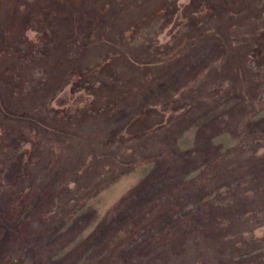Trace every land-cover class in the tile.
Segmentation results:
<instances>
[{
    "label": "rangeland",
    "instance_id": "obj_1",
    "mask_svg": "<svg viewBox=\"0 0 264 264\" xmlns=\"http://www.w3.org/2000/svg\"><path fill=\"white\" fill-rule=\"evenodd\" d=\"M248 1V11L253 18L258 16L259 10L264 11V0ZM214 5L224 7L225 14L229 8L236 9L233 0H0V69L4 71L0 70V92L4 100L8 99L7 107L12 113H19L20 108L23 112L28 110L41 118L45 128L31 129L0 115V205L6 200L8 208L35 201L44 206L38 216L29 212L22 214L20 230L31 233L37 229L36 242L45 250L44 256L52 251L51 263L60 264L59 259H69L73 252V264L82 263L88 256L91 261L86 264H103L100 261L107 257L106 253H94L98 238L122 241L131 223L118 216L107 221V229L92 235L94 239L80 252L79 244L76 245L80 240L76 236L78 228L94 218L80 236L81 239L90 237L95 225L105 222L109 209L154 170L155 192L152 194L160 198L154 200L151 207L137 199L134 203L140 204V211L121 215H139L132 222H142L138 226L141 229L146 221L159 215L167 221L154 233H149L148 227L143 228L147 232L133 243L146 246L139 251L143 257H139L137 250L132 252L134 245L126 248V252H132V261L136 259V263L163 264L162 261L170 260L171 264H192L193 248L189 239L194 240V236L186 238L188 244L184 243L181 257H175L176 246L165 249L164 255L153 249L160 245L159 241L167 240L166 235L173 236L181 230L169 227V209H176L174 206L180 201L184 211L198 207L207 209V217L216 227L227 222L223 220L227 219L222 216L223 211L234 208L236 198H241L244 188L238 185L264 177V112L247 121V131L241 128L248 107L252 109L249 114L264 109V54L258 57L255 53L258 47L250 41L243 48L239 46V56L245 54L244 61L249 60L245 68L236 67V71L233 68L229 75L227 72L218 74L224 65L223 54L218 52L221 46L205 35L206 41L197 48L180 54L181 57L178 54L176 58H169L178 53L179 45L186 40L195 41L200 32L212 26L215 16L209 14L207 7ZM95 8L101 9L99 12L106 17L102 21L108 22L102 33V27L93 26L95 21L91 14L96 12ZM73 10L75 27L67 20ZM218 17L225 25L224 12ZM252 25L259 31L264 29V16ZM59 26L62 28L56 34L54 28ZM247 28L242 26L238 30L240 36L248 38L246 34L250 29ZM229 34L224 26L216 32L222 41ZM32 44L33 48L27 47ZM145 101L155 107L157 114L150 111L126 128L131 114L147 107ZM243 103L247 104L246 108ZM159 125L167 128L160 133H148ZM240 132L242 136L238 140ZM140 133L147 134L136 137ZM237 141H240L239 148ZM209 147L205 164H199V171L190 176L183 170L162 175L160 162L121 176L117 182L106 186L96 199L88 200L85 215L67 222L61 229L62 220L74 207L76 197L79 200L83 194L89 197L103 180L119 177L120 164L118 167L114 161H137L168 150L176 154L194 150L206 152ZM229 149L234 150V155L222 159L224 154L220 152ZM9 160L15 167L21 165L23 172L12 182L10 178L1 177ZM217 167L219 172L214 171ZM200 172L204 179L209 178L207 192L201 190L202 185L190 183L187 188L197 191L199 198L182 199L181 186L177 183ZM51 190L50 198L42 197L43 191ZM252 204L264 207V202ZM8 214H11L10 209ZM231 217L226 232L230 244L236 233L247 232L240 237L241 244H248L246 248L252 250L264 245V212H259L256 218L244 217L251 218L245 221L238 220L234 212ZM11 219L8 216L2 223L0 218V264H50L48 257L37 256L32 242L28 244L24 240L23 247L18 248L11 231L4 230ZM119 219L123 223L119 224ZM226 247L219 245L221 250L227 251ZM200 248L205 252L210 250L201 245ZM115 254L113 252L112 260H116ZM128 259L129 256L125 260Z\"/></svg>",
    "mask_w": 264,
    "mask_h": 264
},
{
    "label": "trees",
    "instance_id": "obj_2",
    "mask_svg": "<svg viewBox=\"0 0 264 264\" xmlns=\"http://www.w3.org/2000/svg\"><path fill=\"white\" fill-rule=\"evenodd\" d=\"M232 1V0H229ZM250 1L248 0H233V4H235L236 9H228L229 11L225 14L226 9L222 6H218V5H214V6H209L207 7V11L209 12V14L214 15L215 19L214 22H212V26H210L208 29L203 30L202 32H200L197 37H195V41L194 40H186L183 45H179L178 48V53L175 54V56H170L169 58L172 57H177L180 54H184L186 51H188L189 49H195L197 48L198 44L203 43L202 41H206V39L204 38L205 35H208L211 41H216L218 45L221 46V48L218 49L219 53L223 54V58H224V65L221 66V70L218 71V74H220L221 72L223 73H228L229 75V71H231L233 68L236 71V67L237 69H244L246 64L248 63L249 60L244 61V55L239 56V52L240 49L243 48L244 46H247V44H250V41H252L253 43L256 44V46L258 47L255 50V53L257 54L258 57H260L262 54H264V29L262 30H257L253 27L252 23H257L260 21L261 17L264 16V11L259 10V14L256 18H253L249 11H248V6H249ZM241 4H245L243 5L241 8L239 7ZM96 10V12L93 14H91V16L93 17L94 25L96 27H102V32H104V28L108 27L107 24L108 22H103L102 20L105 19L106 17L103 15V12L100 13L99 10H101L100 8L98 9H93V11ZM226 16L227 18V22H225V25H222L223 22H219L218 20V16L220 14H223ZM238 12H240L238 14ZM68 13V12H67ZM69 14V13H68ZM97 14V15H96ZM71 18L67 19L68 22L70 23L71 26H76L74 22L75 19V11L73 10L72 13L70 14ZM100 15V16H99ZM217 15V16H216ZM67 18V16L65 17ZM88 17H86L87 19ZM188 21L190 23V19L188 18ZM61 22H64L63 20ZM191 24V23H190ZM64 26V25H63ZM221 26H224L226 30H228L231 34H229L228 37L224 36V40H219V38L216 36V32L217 30H219L221 28ZM249 27L247 29H250L249 32L246 34L248 38H246L245 36H240L238 30L241 29V27ZM62 28V26L58 27V28H54V31L56 32V34L58 33L57 31H59ZM57 29V30H56ZM63 30H66L65 28ZM67 31V30H66ZM236 31L238 33H236ZM103 34H101L102 36ZM125 35V34H124ZM194 41V42H193ZM225 42H227V46L225 45ZM187 44V47H184ZM239 46H242L239 49ZM28 48H33V44L27 45ZM246 48V47H245ZM179 54V55H178ZM182 54V55H183ZM180 55V57L182 56ZM2 72H4L2 69H0ZM203 72H201L202 74ZM210 73L212 74L213 71H210ZM197 78V76H196ZM2 82V81H1ZM23 84V83H22ZM22 84H20L21 86H23ZM147 90H150L148 88H146ZM232 91L234 92L235 90L232 87ZM20 93V92H18ZM226 96L228 97L229 95L226 93ZM225 96H223L224 98ZM135 98V97H134ZM5 98L2 97V94L0 92V115L2 116V118L11 121V122H15L18 123V125L21 124H25L27 126H29L31 129L32 128H37V129H41V130H45V128L43 127L41 121H40V117L38 116H33L31 113H29V111H25L23 112L22 110L18 109L19 113H16V111L14 113H12V111L9 110V108L7 107L8 105V99L4 100ZM145 105L143 108H140L138 110V112L134 113L133 115L131 114V119L129 121V123L125 126L126 128H128L129 125H131L132 123H135L136 121H138V119H140L139 117H143L146 114H148L150 111H154L155 107H150V105L148 103H146L145 101ZM243 105H245L243 103ZM247 105V104H246ZM246 105L243 108H246ZM242 108V109H243ZM248 111L246 112L245 115V119H244V125L241 128H244L245 131H247V121L251 120V119H255L257 117H259V115L264 112V109H260V110H255L253 111V113L249 114V111H251L252 109L250 107H248ZM155 112V111H154ZM156 113V112H155ZM157 114V113H156ZM248 118V119H247ZM20 123V124H19ZM164 125V124H163ZM167 126L165 125V128L162 125H159L158 127H156L155 129H150L151 132H148L150 135L154 134V132H162L164 129H166ZM48 129L46 128V131ZM50 132V131H48ZM55 132V131H54ZM136 134V133H135ZM147 133H140L137 134L136 137L138 136H143ZM30 134L26 135V139L27 136H29ZM149 135V136H150ZM217 136V135H215ZM241 132L238 134V136L236 137L238 140H241ZM240 141H237V146L236 147H240L238 145ZM210 147L206 149V152H201L199 150H194L192 152H188L185 154H176L172 151H163L161 152L159 155L156 156H150V157H140L137 159V161H128L127 163H117L116 161H114L113 163L120 164V172L121 174H119L118 178L116 176V179L114 180L113 178L105 181L103 180V182H101L100 184H98L91 192V195L88 197L86 196V194H83L81 197V200H79L76 196V203L74 204V207H72V209L68 210L67 212V217L62 220V224L61 229H63L67 224V222L70 221H76L77 219H79L80 217H82L83 215L86 214V212H84L87 208V204H88V200H94L96 199V197L98 195L101 194V191L108 185L114 184L115 182H117V179L121 178V176H125L128 175L130 173H132L135 169L141 167V166H148L154 163H158L160 162V174L163 172L165 175L167 176L168 173L174 174L175 171L178 170H183L184 173L186 175L190 174H194L197 171H199L200 167L199 164L203 165L204 163V158L208 155V152H210ZM221 154H224L222 159L227 160L230 155H234V150H224L220 152ZM220 154V155H221ZM218 157V156H217ZM13 160V158H12ZM196 163V164H195ZM225 166L226 163L224 162ZM5 169L2 172L1 177L3 178V180L6 178H10L11 180L9 182L14 181L17 177H19L21 174L23 175L22 172V166L21 165H17L15 167V165H13V162L11 160H9L5 165H4ZM21 166V167H20ZM16 168L17 172L19 171V173H16V170L10 173V169ZM208 167L210 169L209 166H205ZM174 171V172H172ZM214 171H220V169L217 167L216 169H214ZM153 170V172L149 171L148 174L145 176L144 179L141 180V182L137 183L133 188H131L130 190H128V192L120 199L116 202V204L109 209L108 214L106 219L103 221H100L97 225H95L96 227H94L90 234L91 236L88 237L87 239H81L80 236H82L83 232H85L90 224L92 223V221L94 220V218H92V220L90 222H88V224L86 225H82L81 227L78 228L77 230V235L79 237V242L76 241V245H78V250L79 252L81 250H84L85 245H87L89 242H91V240L94 239V236L96 233L100 234L104 231V229H107V225L106 222L107 221H111L112 219H114L116 216H118L117 218H122L123 220L127 221L126 223H131V227L130 230L128 231V233L126 234V237L124 240L122 241H117V242H111L108 239L104 240L103 237L101 239L98 238V241L96 243H98L97 247L95 248V254L99 253L101 254L106 253L107 257L102 258L100 263H106V264H143V261L136 263V259L135 261H132V252L136 251L139 252L141 251L143 248H146V246L142 247L139 246V244H133L137 239H139L143 234V232L145 231L143 228L148 227L149 229L147 231H149V233H154V230H157V228L161 225V223L166 222L167 218H163L160 215L158 216V218L150 220V221H146L147 223L143 225L142 229L138 228V226H141V223L138 222H132V221H136L137 217L139 215H136L135 217H126V216H122V215H132L135 211H140L138 210L140 208V204L137 206V204L134 203L135 200L139 199V201L145 202L147 204V206L151 207L153 205L152 202L154 200L159 199L160 197L156 194H152L154 193V182H155V176L154 174H156V172ZM203 173H198L195 177H189L187 176V178L183 181H179L177 184L179 186H181L179 188V195L180 197H182V199L185 200H189L190 198L193 199L195 198L196 200H198L199 195L196 194L197 191H193L189 190L187 187L190 183H194V185H202V189L204 190V192H207L205 190H207V185H206V181H208L209 178H205L202 175ZM160 176V175H159ZM158 180V179H156ZM218 180H220L218 178ZM226 180V177L224 179V181ZM203 184H200V183ZM8 183V182H7ZM239 187L244 188V191L241 193L242 196L241 198H236V204L235 207H230V208H226L223 211L222 216L223 217H227V219H223V220H227L221 222L220 224H218V226L214 227L215 222H213V220H210L209 217H207L209 215V211L206 210H201V207H198L197 209H190L188 211H184L181 208V201L179 203H177L174 207H176V209H172L170 208L169 211L167 212V216H168V223L170 224L169 227L173 226V227H180L181 230L180 232L178 231V233H174L173 236L171 234L166 235L167 240L166 241H162L159 244L160 245H156L153 249L157 250L158 254H165V249H171L173 246H176V251H175V257H181L182 255V251H183V245L184 243L187 242L188 244V239L186 240L187 237L189 236H194V240H190L189 239V245L193 248V260L192 262L195 264H208L206 263V261L211 260L213 263L211 264H264V245H260L258 247H254V249L249 250V248H246L247 245L246 244H241L243 243L242 239L240 238L241 236L244 237L242 234H246L247 232H241V233H236L233 238L235 240H233V238L231 240H233L232 244L229 243L230 239L227 238L226 239V235L228 232L227 229L229 230L230 226L228 225V219L232 218L231 214L232 212H234L235 215L238 216V220H248L251 218H244L247 216H251L252 218H256L257 214L259 212H264V207H255L256 205L252 204L253 202H264V177H256L253 179L245 180L243 181L240 185H238ZM55 188V187H54ZM241 188V189H242ZM200 190V191H201ZM44 194L42 197L48 199L52 196V192L51 191H43ZM207 194V193H206ZM210 194V193H208ZM245 194L247 195V197L245 196ZM26 196V195H25ZM32 198V197H31ZM6 202V204H8V202L6 200L1 201V205H0V218H1V222L4 223L5 221L3 219L7 218L8 216H11L12 219L10 221L7 222L6 226L7 228L4 230H9V232L11 231V233L14 235L13 238L16 239V243H18V248H22L23 247V241L25 240L28 244H30L31 242V246L32 248H34L37 251V256L39 257H43L44 255V251L41 249V247L39 246L40 243H37V239L39 238L37 236L38 231L37 229L34 230V232L31 233H25L22 232L20 230V225L21 222L23 221L22 218V214L24 213H32L33 215L35 214V216H38L37 214H39L38 212L42 211L44 206L42 204H40L39 201H35L32 204H27L26 206H24V204L22 203H18L17 206L15 207H6L7 205L4 203ZM52 206V205H51ZM147 206L145 208V211L147 210ZM10 209L11 214H8V211ZM27 211V212H26ZM258 212V213H257ZM122 214V215H121ZM121 215V217H120ZM134 215V214H133ZM22 216V217H21ZM95 217V216H94ZM213 217V216H212ZM39 218V217H38ZM125 218V219H124ZM201 219H203V221H201ZM231 220V219H230ZM138 221V220H137ZM160 222V223H159ZM225 222V223H224ZM248 222V221H247ZM118 223L121 224L123 223V221L121 219L118 220ZM189 223V224H188ZM137 224V225H136ZM125 225V224H123ZM195 225H198L195 227ZM119 226V225H118ZM128 226V225H127ZM186 227V228H184ZM124 232L126 231V228H124L123 230ZM145 231L144 234L147 232ZM171 235V236H169ZM109 236V234L107 235V237ZM111 236V235H110ZM110 236L108 238H110ZM77 237V238H78ZM96 239V238H95ZM24 241V242H25ZM37 241V242H36ZM174 243H178L177 245H173ZM221 244L223 246H227L229 248L226 247V250H221L219 248V245L221 246ZM230 244V245H228ZM238 244H240V247H238ZM135 246V248L133 249L132 252H126V248L130 247V246ZM200 245L202 247H207L210 248V250L208 252H205L203 250H201ZM236 246V247H233ZM246 248V249H245ZM108 249H112V252H110ZM125 251V252H123ZM151 251V249H150ZM113 252H116V260H112L113 259ZM137 252H135L134 254H136ZM102 253V254H103ZM141 252H139V257H143L141 256L142 254H140ZM143 253V251H142ZM145 254V253H144ZM97 257L99 256L98 254L96 255ZM129 256L128 260H125L126 257ZM145 256H147V253L145 254ZM156 256V253H155ZM160 256V255H159ZM158 256V257H159ZM209 256V257H207ZM46 257L45 259H47L48 257V263L50 264H57V263H51L50 257H52V251H49V253L44 256ZM101 257V255L99 256ZM117 257H119L121 260L117 259ZM134 257V256H133ZM174 257V258H175ZM207 257V258H204ZM138 259V258H137ZM169 259H173V258H169ZM142 260V259H141ZM59 261H62L60 264H73V261H75V255L72 252L71 253V258H67V259H59ZM89 261H91V258L85 257L84 261L80 264H86L89 263ZM262 261V262H261ZM161 262V259H160ZM163 264H171L170 260H166V262H163ZM192 263V264H193Z\"/></svg>",
    "mask_w": 264,
    "mask_h": 264
}]
</instances>
